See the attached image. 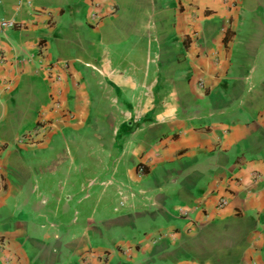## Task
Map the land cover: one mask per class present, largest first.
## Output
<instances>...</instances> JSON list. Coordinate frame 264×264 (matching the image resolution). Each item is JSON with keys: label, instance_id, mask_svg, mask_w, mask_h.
<instances>
[{"label": "crops", "instance_id": "obj_1", "mask_svg": "<svg viewBox=\"0 0 264 264\" xmlns=\"http://www.w3.org/2000/svg\"><path fill=\"white\" fill-rule=\"evenodd\" d=\"M26 1L0 0V264H264V0Z\"/></svg>", "mask_w": 264, "mask_h": 264}, {"label": "built area", "instance_id": "obj_2", "mask_svg": "<svg viewBox=\"0 0 264 264\" xmlns=\"http://www.w3.org/2000/svg\"><path fill=\"white\" fill-rule=\"evenodd\" d=\"M27 3H30V0L26 1ZM21 25L17 22H15L12 19L6 18L3 15H0V31L6 28H18ZM41 127L42 125H35L34 127H32L31 129H29L26 133V137H24L26 140L27 138L30 140L31 137L33 135H36V133H39L41 131ZM223 204H225V200L224 199H218L217 201V206L221 207ZM179 212H181V209H177Z\"/></svg>", "mask_w": 264, "mask_h": 264}]
</instances>
